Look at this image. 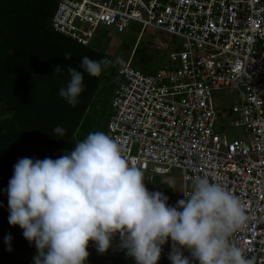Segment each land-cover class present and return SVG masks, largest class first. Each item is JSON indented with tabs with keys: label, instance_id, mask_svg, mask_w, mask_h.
<instances>
[{
	"label": "built area",
	"instance_id": "2783aa9c",
	"mask_svg": "<svg viewBox=\"0 0 264 264\" xmlns=\"http://www.w3.org/2000/svg\"><path fill=\"white\" fill-rule=\"evenodd\" d=\"M51 27L84 46L108 28L138 33L111 82L106 134L146 182L178 171L185 193L193 177L207 176L237 195L250 219L232 242L264 264V0H58ZM148 32L171 51L152 73L133 65ZM222 90L238 103L220 108ZM232 127L243 137L229 139Z\"/></svg>",
	"mask_w": 264,
	"mask_h": 264
},
{
	"label": "clouds",
	"instance_id": "9594fccd",
	"mask_svg": "<svg viewBox=\"0 0 264 264\" xmlns=\"http://www.w3.org/2000/svg\"><path fill=\"white\" fill-rule=\"evenodd\" d=\"M64 58L70 60L71 53ZM108 64L85 56L80 67L99 77ZM62 71L56 66L52 73ZM67 72L70 79L59 95L75 106L84 75L71 64ZM53 132L62 138L65 129L57 126ZM145 181L118 141L90 132L56 159L18 160L5 190L8 222L23 229L37 249L34 264H89L90 244L100 254L125 251L133 264H159L169 240L171 264H253L231 239L250 219L232 191L195 176L191 193L181 191L186 199L170 205L169 197L150 191ZM4 241L12 251L11 234Z\"/></svg>",
	"mask_w": 264,
	"mask_h": 264
},
{
	"label": "trees",
	"instance_id": "16d2710c",
	"mask_svg": "<svg viewBox=\"0 0 264 264\" xmlns=\"http://www.w3.org/2000/svg\"><path fill=\"white\" fill-rule=\"evenodd\" d=\"M57 6L58 0H0V247L8 256L37 252L23 229L8 222L5 190L14 165L24 157L56 159L74 150L75 143L90 132L106 133L114 91L111 82L122 66L107 53V44L100 49L94 44L84 46L54 31L51 21ZM68 53L70 60L64 58ZM85 56L109 64L99 77L91 76L80 67ZM143 57L137 49L136 68L147 73L160 69L159 62L147 69L150 60ZM69 64L84 75V90L75 106L59 95L70 79ZM56 66H63V71L52 73ZM57 126L65 129L62 138L53 137ZM8 234L13 237L12 251L4 241ZM0 264L5 263L0 260Z\"/></svg>",
	"mask_w": 264,
	"mask_h": 264
},
{
	"label": "rangeland",
	"instance_id": "374dc122",
	"mask_svg": "<svg viewBox=\"0 0 264 264\" xmlns=\"http://www.w3.org/2000/svg\"><path fill=\"white\" fill-rule=\"evenodd\" d=\"M103 31H105V33H103L104 35H98L94 39L96 48L100 49L107 44L106 51L115 57L116 64L123 65L127 63L128 59L133 55L132 51L136 46L138 33L133 30L120 33L114 28L104 29L102 32ZM108 37L111 39L109 38L110 40H107ZM161 41H164L165 44L167 43L166 40L162 38L161 34L148 32L143 35L138 45V50H141L142 53L144 52L143 59L147 61L150 60L147 69H154L158 62L161 64L160 68H162L163 62L166 66L171 51L167 50V46L162 48ZM131 52L132 54L130 55ZM141 56L142 55L139 54L138 59L141 60ZM214 96L220 108H231L239 101L238 94L230 90L217 91ZM226 133L231 140L243 137V130L239 128L232 127ZM144 176L146 177L145 174ZM145 183L150 191H159L169 197V199L180 197L184 187L178 171H175L172 175L156 176L154 181H145ZM118 242L119 237H117L116 240L117 244ZM89 252V264H133V261L125 255V251L119 249L109 250L107 254H100L95 245L90 244ZM37 254V252H34L25 255L8 256L0 247V260H3L5 264H34L33 258Z\"/></svg>",
	"mask_w": 264,
	"mask_h": 264
},
{
	"label": "crops",
	"instance_id": "0c3cea01",
	"mask_svg": "<svg viewBox=\"0 0 264 264\" xmlns=\"http://www.w3.org/2000/svg\"><path fill=\"white\" fill-rule=\"evenodd\" d=\"M164 252L162 253L161 262L162 264H171V261L168 259V253L171 251V240H169V243L164 245ZM186 256H191V253L185 251ZM195 264H198V262H195Z\"/></svg>",
	"mask_w": 264,
	"mask_h": 264
}]
</instances>
